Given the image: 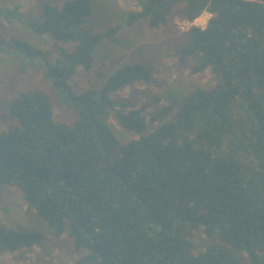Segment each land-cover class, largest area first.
<instances>
[{
  "label": "trees",
  "instance_id": "16d2710c",
  "mask_svg": "<svg viewBox=\"0 0 264 264\" xmlns=\"http://www.w3.org/2000/svg\"><path fill=\"white\" fill-rule=\"evenodd\" d=\"M94 1L46 4L31 25L39 36L77 42L72 53L52 60L50 50L11 41L26 59L44 62L47 80L67 93L80 120H57L43 90L21 93L10 106L18 125L0 133V184L18 187L56 236L69 228L81 252L75 264H262L264 0H144L128 13L126 26L148 19L152 29L166 25L177 4L190 22L211 15L173 55L190 61L192 75L210 72L216 84L195 85L178 107L164 105L151 120L146 107L128 110L112 98L151 82L143 64L123 66L101 89L73 91L78 69L92 71L94 50L123 28L95 32L88 25ZM7 45L0 36V50ZM126 132L137 137L123 143ZM198 231L214 241L200 253ZM44 239L0 225V248L9 253Z\"/></svg>",
  "mask_w": 264,
  "mask_h": 264
},
{
  "label": "rangeland",
  "instance_id": "374dc122",
  "mask_svg": "<svg viewBox=\"0 0 264 264\" xmlns=\"http://www.w3.org/2000/svg\"><path fill=\"white\" fill-rule=\"evenodd\" d=\"M66 0H0V36L8 45L0 50V133L10 126H17V120L10 113L12 102L23 92L35 89L48 93L53 101L54 114L57 120L68 125L80 120V114L74 102L63 90H55L48 81L41 60H28L18 50L10 46L14 39L26 42L42 49L52 51V60L60 53H72L77 42L60 43L50 36H39L33 31L32 24L40 23L43 8L46 4L62 6ZM144 0H95L93 13L88 25L95 32H104L116 25H123L120 32L104 40L93 53L94 69L90 72L82 67L70 84L75 93L101 89L112 75L125 65L143 64L151 72L149 84L129 85L112 95L117 104H126L128 110L146 107L148 119L151 114L164 105L178 107L180 99L192 87L204 88L216 84L210 73L192 75L190 61L182 65L173 54L187 43V32L192 26L204 28L211 18L204 13L194 22L185 19V4H177L166 25L152 29L149 20H141L134 26L125 25L128 13L141 9ZM8 11H15L9 16ZM160 99V102L157 101ZM110 123L120 133L122 128L115 118ZM159 123H151V130ZM137 135L133 132L120 134L125 143ZM0 225L26 231L41 232L45 239L41 245L9 253L0 248V264H75L81 257L74 246V241L66 232L58 237L35 210H30L18 187L0 184ZM213 240L201 232L194 236L195 252L204 251ZM264 264V252L260 253Z\"/></svg>",
  "mask_w": 264,
  "mask_h": 264
}]
</instances>
